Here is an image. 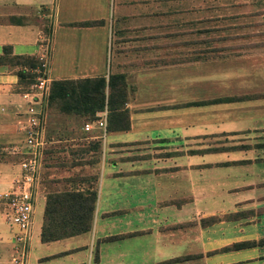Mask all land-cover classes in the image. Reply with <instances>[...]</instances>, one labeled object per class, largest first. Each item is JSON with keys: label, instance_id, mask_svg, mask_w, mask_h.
Masks as SVG:
<instances>
[{"label": "crops", "instance_id": "1", "mask_svg": "<svg viewBox=\"0 0 264 264\" xmlns=\"http://www.w3.org/2000/svg\"><path fill=\"white\" fill-rule=\"evenodd\" d=\"M229 4L0 0V53L10 44L14 53L38 55L47 38L50 79L111 72L124 73L128 84L126 130L103 135L97 125L86 130L79 115L42 114L48 149L42 158L69 172L37 171L33 193L34 201L41 199V219L34 218L30 229L25 264H264V244L226 248L264 237V49L256 45L262 42L257 34L232 37L247 31L245 24L232 28L210 16L214 9H232ZM9 14L29 19L13 23ZM189 30L191 41L177 36ZM216 31L220 38H211ZM184 46L229 49L190 61L148 62L184 52ZM23 92L16 74L0 63V193L21 173L23 154L7 147L24 137ZM95 138L101 139V156L92 228L41 241L49 192L40 189L41 181L60 179L69 187L72 177L71 167L48 156L55 157L60 144L73 151ZM234 211L240 216L225 217ZM17 231L0 203V264H14Z\"/></svg>", "mask_w": 264, "mask_h": 264}, {"label": "trees", "instance_id": "2", "mask_svg": "<svg viewBox=\"0 0 264 264\" xmlns=\"http://www.w3.org/2000/svg\"><path fill=\"white\" fill-rule=\"evenodd\" d=\"M2 16H0V20ZM28 19L23 14H9L7 20L13 23H26ZM96 21V20H94ZM90 22V21H87ZM46 25H44V28ZM229 49L228 46H213L189 49L184 52H169L166 56L155 57L148 60L153 65L171 64L181 61L207 58L219 55L221 50ZM147 62V61H146ZM0 63L13 68L17 76V82L23 86L22 90H28L34 82L36 72L34 69L41 61L37 54L14 53L10 44L2 46ZM128 98V84L124 73H111L99 76L53 78L49 82V88L44 96L42 107L43 113H63L79 115L84 121L97 118V113L104 109L108 110V130H126L130 126L128 109L124 106ZM56 164L61 166H76L86 162H99L101 156V139L89 140L87 145L71 151L73 147L66 148L63 144L54 148ZM48 149L44 148V155ZM52 150V149H51ZM76 154L68 156L64 152ZM90 154L88 160L81 162L84 154ZM76 157V159H75ZM43 159L47 160L46 156ZM47 163V162H46ZM98 175H73L70 186L52 190L46 193L42 224L40 230L41 241L47 242L71 235L83 233L92 228L95 205L97 198ZM81 185V186H79ZM240 211L225 214L226 218H236ZM218 216H211L210 221L218 220ZM256 244H264V237L257 240H241L233 242L226 248H241Z\"/></svg>", "mask_w": 264, "mask_h": 264}, {"label": "built area", "instance_id": "3", "mask_svg": "<svg viewBox=\"0 0 264 264\" xmlns=\"http://www.w3.org/2000/svg\"><path fill=\"white\" fill-rule=\"evenodd\" d=\"M38 58L41 63L34 71L37 73L34 82L23 92L27 103L28 118L23 124L24 139L19 144H12L8 150L23 154L20 160L21 173L15 178V184L9 190L0 193V203L6 207V216L11 226L18 229L15 239L19 243L17 254L13 256L14 264H25L30 233V222L34 206L33 188L38 182V166L43 155V99L46 95L50 78L47 76L49 61V41L41 43ZM108 110L105 107L97 113V118L86 121L84 128L97 125L105 134Z\"/></svg>", "mask_w": 264, "mask_h": 264}, {"label": "rangeland", "instance_id": "4", "mask_svg": "<svg viewBox=\"0 0 264 264\" xmlns=\"http://www.w3.org/2000/svg\"><path fill=\"white\" fill-rule=\"evenodd\" d=\"M209 1H213L215 3L223 2V1L229 2L230 3L229 5L232 6V9L230 7L228 9L226 8L225 13H224L222 7L218 8V9H214L213 10L214 13H211L210 16L213 17L214 19H217V20L220 19L216 23H220V24L223 23V24L227 25V23L231 22L230 24H231L232 28H236L240 25L245 24L248 27V30L247 31H240V30L235 31L237 34L232 33L233 34L232 37L238 38L241 36L240 34H242V38L250 39L251 37H253L257 34V36H259V39H261L262 42H261V44L257 43L256 45H258V47L261 46L264 49V6H261L264 4L262 3V0H209ZM218 6L227 7V5L226 6L216 5L215 7H218ZM42 10L43 9H41V11ZM230 12H232V13L230 14ZM215 13L217 14L216 16L213 15ZM228 14H230V15H228ZM226 16H228V18L230 20L225 19ZM41 19H43V18H41ZM47 27L48 26H46V28ZM255 27H258L259 30L255 31ZM176 33H177V36H179V37L182 35V37L185 39L184 41H188L191 39L190 30L187 32H184L183 34H181L179 32H176ZM171 35H173V34H171ZM213 35H214V37H211V38H216V39L220 38V37L218 38L219 31L213 32ZM203 37L206 38V36L201 35V38H203ZM250 47L251 46H249V48ZM252 47H253V45H252ZM187 48H192V47L184 46L182 50L186 51ZM5 65H7V64H5ZM108 65L109 64L107 63V66ZM17 67L18 66L9 67V68H11L13 71V70H15L13 68H17ZM18 85H19L20 90H22L23 86L20 85L19 83H18ZM51 114H56V116H55L56 119L57 118L61 119L62 118L61 115H71V114H63V113H56V112H53ZM27 118H28V116H27ZM81 121H82V123L86 122L82 118H81ZM43 129H44V127H43ZM43 133H44V130H43ZM23 139H24V137H23ZM15 144H17V143H15ZM42 152L44 153V150H42ZM89 156H90V154L85 153L84 156H82V158L80 159V161L83 162V161L88 160ZM46 162H47V160L46 159L44 160L43 158H41L39 161L38 173L40 174V176L41 175H49V174L54 173L55 171L65 172L63 170H66V169L61 168V167L49 166L46 164ZM70 167H71V176H73V174H75L76 176L77 175L83 176V175H91V174H95V173L98 175L97 162H86L85 164L80 163V164H77L76 166H70ZM66 171L69 172V170H66ZM65 174H67V173H65ZM66 185L67 184H65V182L63 180H60V179L51 180V181L42 180L41 184H40V189L42 191H45V190L51 191V190H56L58 188H64ZM40 206H41V199L38 202L36 199L34 201V208L32 211L31 222H30V229H32V224H33L34 218L36 219L37 222H39V220L41 219ZM5 209H6V207H5ZM29 247L30 246L28 244L27 250L29 249Z\"/></svg>", "mask_w": 264, "mask_h": 264}]
</instances>
